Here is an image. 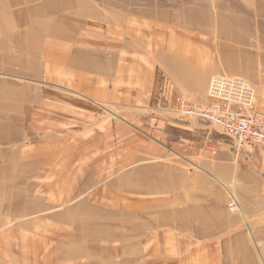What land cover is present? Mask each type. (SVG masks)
<instances>
[{
	"label": "rangeland",
	"instance_id": "374dc122",
	"mask_svg": "<svg viewBox=\"0 0 264 264\" xmlns=\"http://www.w3.org/2000/svg\"><path fill=\"white\" fill-rule=\"evenodd\" d=\"M124 22L155 28L170 51L213 69L208 84L215 74L247 79L264 113V0H0V264H264V238L174 227L182 205L150 185L168 165L196 162L151 156L150 126L128 123L152 115L73 92V41L83 51L80 40ZM156 76L169 92L164 70Z\"/></svg>",
	"mask_w": 264,
	"mask_h": 264
},
{
	"label": "crops",
	"instance_id": "0c3cea01",
	"mask_svg": "<svg viewBox=\"0 0 264 264\" xmlns=\"http://www.w3.org/2000/svg\"><path fill=\"white\" fill-rule=\"evenodd\" d=\"M117 25L109 27L102 39L80 40L79 44L88 48L83 51L78 48L76 52L73 41V92L92 103L152 115L129 118L128 123L150 126L145 129L156 135L159 147L151 156L163 158L167 152H178L184 159L195 160L194 170L189 167L181 172L168 165L170 176L159 186L150 185L156 189L152 193L167 187L169 205L175 201L182 205L173 210L174 227L194 238H264V145L247 142L236 150L229 138L212 134V127L195 119L184 121L174 111L177 95L205 103L213 69L195 57L170 51L165 34L153 27L144 23ZM158 68L169 79V92L162 91L167 106L157 99ZM258 94L257 106L263 103L262 91ZM176 173L183 174V181L175 185ZM230 193L238 199L239 212L227 208ZM167 220L172 222L171 215Z\"/></svg>",
	"mask_w": 264,
	"mask_h": 264
},
{
	"label": "built area",
	"instance_id": "2783aa9c",
	"mask_svg": "<svg viewBox=\"0 0 264 264\" xmlns=\"http://www.w3.org/2000/svg\"><path fill=\"white\" fill-rule=\"evenodd\" d=\"M159 89L158 101L165 100ZM174 111L183 119H199L229 137L237 149L244 143L264 144V113L255 109L256 90L241 76L215 74L207 88V100L194 104L183 95L175 98ZM231 212L240 211L237 197L232 193L227 204Z\"/></svg>",
	"mask_w": 264,
	"mask_h": 264
},
{
	"label": "bare ground",
	"instance_id": "6f19581e",
	"mask_svg": "<svg viewBox=\"0 0 264 264\" xmlns=\"http://www.w3.org/2000/svg\"><path fill=\"white\" fill-rule=\"evenodd\" d=\"M230 194H232V193H230ZM239 207H240V205H239Z\"/></svg>",
	"mask_w": 264,
	"mask_h": 264
}]
</instances>
